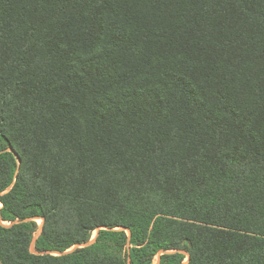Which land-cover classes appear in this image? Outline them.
I'll list each match as a JSON object with an SVG mask.
<instances>
[{
    "label": "trees",
    "instance_id": "1",
    "mask_svg": "<svg viewBox=\"0 0 264 264\" xmlns=\"http://www.w3.org/2000/svg\"><path fill=\"white\" fill-rule=\"evenodd\" d=\"M0 204L2 264H264V0H0Z\"/></svg>",
    "mask_w": 264,
    "mask_h": 264
},
{
    "label": "water",
    "instance_id": "2",
    "mask_svg": "<svg viewBox=\"0 0 264 264\" xmlns=\"http://www.w3.org/2000/svg\"><path fill=\"white\" fill-rule=\"evenodd\" d=\"M8 151L13 152L12 149H9ZM19 164H20V160H19ZM25 221H28V220H25ZM25 221H23V222H25ZM42 221H43V220H42ZM0 222H2L1 213H0ZM17 223H18V222H17ZM42 226H43V225H42ZM42 228H43V227H41V230H42ZM40 232H41V231H39V233L35 236V238H34L33 241H32V244H31V252H32L33 254H35V255H41V256H43V255H56V256L67 255L68 253L72 252V251L75 250V249L82 248V247H87V246L92 245L93 243H95V241H96V237H97V236H95V237H94L91 241H89L88 243H85V244H83V245H77V246H75L73 249H70V250H68V251H66V252H63V253L50 252V251L39 253V252H37L36 249H35V244H36V241H37V239H38V237H39V235H40ZM127 232H128V234H129V236H130V235H131L130 230H127ZM97 234H98V233H97ZM162 254H163V253H161L160 255H162ZM188 258H189V257H188Z\"/></svg>",
    "mask_w": 264,
    "mask_h": 264
},
{
    "label": "crops",
    "instance_id": "3",
    "mask_svg": "<svg viewBox=\"0 0 264 264\" xmlns=\"http://www.w3.org/2000/svg\"><path fill=\"white\" fill-rule=\"evenodd\" d=\"M0 264H2L1 261H0Z\"/></svg>",
    "mask_w": 264,
    "mask_h": 264
},
{
    "label": "rangeland",
    "instance_id": "4",
    "mask_svg": "<svg viewBox=\"0 0 264 264\" xmlns=\"http://www.w3.org/2000/svg\"><path fill=\"white\" fill-rule=\"evenodd\" d=\"M0 207H1V204H0Z\"/></svg>",
    "mask_w": 264,
    "mask_h": 264
}]
</instances>
